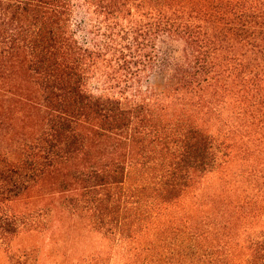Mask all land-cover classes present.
I'll return each instance as SVG.
<instances>
[{
    "label": "trees",
    "instance_id": "1",
    "mask_svg": "<svg viewBox=\"0 0 264 264\" xmlns=\"http://www.w3.org/2000/svg\"><path fill=\"white\" fill-rule=\"evenodd\" d=\"M73 14L0 0V78L37 123L0 140V264H44L10 244L45 210L12 203L65 167L103 242L79 264H264V0H79V39Z\"/></svg>",
    "mask_w": 264,
    "mask_h": 264
},
{
    "label": "rangeland",
    "instance_id": "2",
    "mask_svg": "<svg viewBox=\"0 0 264 264\" xmlns=\"http://www.w3.org/2000/svg\"><path fill=\"white\" fill-rule=\"evenodd\" d=\"M73 5L72 24L79 39V0H73ZM80 13L84 16L83 12ZM10 78H0V92L4 94H0V140L3 141L16 139L21 132L32 131L37 126L28 117V114L33 115L32 109L22 104L17 96L22 91L19 86L26 87L21 77L20 80L13 74ZM9 79L12 84H9ZM139 82L143 89L154 92L164 91L166 85V79L159 71L142 72ZM94 85L98 87L97 79ZM71 172V168L65 167L61 173L49 175L32 191L12 203L16 212L26 213L43 208L47 216L44 230L20 233L10 244L12 250L35 249L34 257H42L40 262L44 264H79L77 260L82 253L103 249L100 235L90 231L86 220L66 205L68 195L75 193L73 189L77 186Z\"/></svg>",
    "mask_w": 264,
    "mask_h": 264
}]
</instances>
